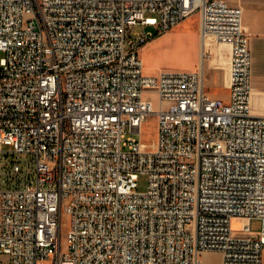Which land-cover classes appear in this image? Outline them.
<instances>
[{"label":"built area","instance_id":"built-area-1","mask_svg":"<svg viewBox=\"0 0 264 264\" xmlns=\"http://www.w3.org/2000/svg\"><path fill=\"white\" fill-rule=\"evenodd\" d=\"M196 12L204 42L230 45L228 100L206 91L205 48L196 70L145 72L142 48ZM242 13L226 0H0V264H203L205 251L264 264V115Z\"/></svg>","mask_w":264,"mask_h":264},{"label":"crops","instance_id":"crops-1","mask_svg":"<svg viewBox=\"0 0 264 264\" xmlns=\"http://www.w3.org/2000/svg\"><path fill=\"white\" fill-rule=\"evenodd\" d=\"M226 1L242 7L243 25L250 37L251 45V111L256 115H264V0ZM190 19L191 17L186 18L171 30L151 40L142 48L141 53L143 54L149 46L156 44L164 36L167 37L174 33L180 34L182 41L187 45L189 43L192 44L196 51V59L191 65L192 70H196L201 64L203 48L207 52V57L204 61L205 87L210 86L212 90L209 93L207 92L208 95L212 98L228 100L230 90L228 88L227 70L230 69V45L213 41L211 40L213 37H210L208 39V47L203 42L199 18L192 16L194 22L189 27L188 22ZM148 74L156 75L158 73Z\"/></svg>","mask_w":264,"mask_h":264},{"label":"rangeland","instance_id":"rangeland-1","mask_svg":"<svg viewBox=\"0 0 264 264\" xmlns=\"http://www.w3.org/2000/svg\"><path fill=\"white\" fill-rule=\"evenodd\" d=\"M192 16L199 18V12L194 13ZM189 20L188 26L193 25L194 20ZM152 27H148L150 30ZM143 31L142 26H133L132 31ZM215 41V39H211ZM209 47V45H208ZM203 48V47H202ZM204 52V50H203ZM209 55V54H208ZM5 56V51L0 50V60ZM141 58L144 62L145 72L148 73H160L163 70L167 71H191V65L196 59V51L192 44H186L182 41V36L180 34H171L167 37H162L156 44H153L147 48L143 54L141 53ZM228 71V80L229 73ZM207 92L212 91L210 86L206 87ZM155 103L157 104V97L155 94L150 95ZM158 136V123L157 116L155 114L150 115L143 125V131L141 133V138L144 142L151 144L156 141ZM5 150H12V145H4ZM148 187V175L141 174L138 180V191H146ZM245 221L243 219L234 218L233 228L240 229L244 225ZM250 226L253 232H258L262 228V221L260 219H252ZM68 230V217L64 218L63 235L64 241L66 239V234ZM7 260V257H3ZM200 260L203 264H221L222 253L219 251H205L201 253Z\"/></svg>","mask_w":264,"mask_h":264},{"label":"bare ground","instance_id":"bare-ground-1","mask_svg":"<svg viewBox=\"0 0 264 264\" xmlns=\"http://www.w3.org/2000/svg\"><path fill=\"white\" fill-rule=\"evenodd\" d=\"M209 38H210V37H207V38H206V41H205V42L203 41L204 43H206L207 46L209 45V44H208V39H209ZM203 47H204V46H203ZM205 47H206V46H205ZM202 53L204 54V52H202Z\"/></svg>","mask_w":264,"mask_h":264}]
</instances>
